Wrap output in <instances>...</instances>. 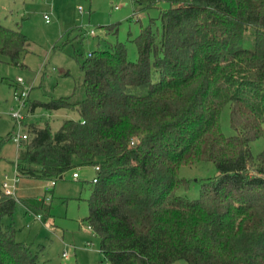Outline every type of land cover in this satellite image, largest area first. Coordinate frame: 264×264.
Wrapping results in <instances>:
<instances>
[{"label":"trees","instance_id":"16d2710c","mask_svg":"<svg viewBox=\"0 0 264 264\" xmlns=\"http://www.w3.org/2000/svg\"><path fill=\"white\" fill-rule=\"evenodd\" d=\"M134 1L169 6L133 39L136 60L122 43L88 53L82 98L31 103L76 109L80 118L56 131L28 125L13 162L18 175L53 181L76 158L100 166L85 220L105 263L264 264V151L251 150L264 136V0ZM28 41L0 21V61L19 64ZM227 105L233 135L220 123ZM201 161L218 173L199 197L182 195L189 181L181 167ZM18 200L0 177V264H40L3 223ZM20 200L45 220L52 215L44 198Z\"/></svg>","mask_w":264,"mask_h":264},{"label":"rangeland","instance_id":"374dc122","mask_svg":"<svg viewBox=\"0 0 264 264\" xmlns=\"http://www.w3.org/2000/svg\"><path fill=\"white\" fill-rule=\"evenodd\" d=\"M168 6L167 1L144 7L134 0H0L1 23L29 37L19 64L0 61V177L4 180L5 174L9 176L13 195L19 199L14 214L4 216L3 223L13 224L16 239L30 246L40 264H105L101 238L85 220L97 170L76 158V167L54 184L44 178L19 177L13 162L22 146L13 137L27 133L31 123L56 131L64 119H79L76 109L32 108L31 103L70 95L75 100L82 98L81 64L91 51L122 43L129 59L136 60L133 39L151 18L160 24V9ZM19 77L28 89V101L23 106L16 98L22 89L16 84ZM16 111L23 116L22 122L13 117ZM229 111V105L225 106L220 123L226 135H233ZM251 150L254 155L264 151V136L251 142ZM74 172H78L77 178ZM217 173L213 161L183 165L180 175L189 181V187L179 192L197 198L203 181ZM23 197L44 198V203L51 205L52 215L45 220L43 215L28 211L20 200ZM173 264L188 262L180 259Z\"/></svg>","mask_w":264,"mask_h":264},{"label":"built area","instance_id":"2783aa9c","mask_svg":"<svg viewBox=\"0 0 264 264\" xmlns=\"http://www.w3.org/2000/svg\"><path fill=\"white\" fill-rule=\"evenodd\" d=\"M47 18V16H45ZM48 21V18L46 19ZM91 33H94V30L92 29L90 31ZM91 54V52H90ZM16 84L20 87H22L21 91L19 93H16V98L21 102V105H25L26 102H27V97H28V92H27V88L24 87L23 85V79L21 77H19L16 81ZM19 88V87H17ZM13 117L17 119L18 122H22L23 121V116L18 112H14L13 114ZM14 135H12L13 137ZM28 138V134L27 133H24L22 135H17V136H14L13 139L18 142L20 144L21 141H23L24 139ZM96 170H100V166L99 165H96L95 166ZM19 176V175H18ZM79 176L78 172H74L73 173V177L74 178H77ZM94 181H97V178L94 177L93 178ZM11 179L9 178V176L7 174H5L4 176V180H2V188L4 190L5 193L7 194H10V195H13V185L12 183L10 182ZM55 183V180L52 181V184ZM38 216H41V215H38ZM64 255H66V253H64ZM105 264H111L109 262H106Z\"/></svg>","mask_w":264,"mask_h":264}]
</instances>
